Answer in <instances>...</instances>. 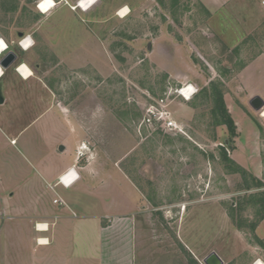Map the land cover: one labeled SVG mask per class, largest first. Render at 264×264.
I'll list each match as a JSON object with an SVG mask.
<instances>
[{
	"label": "rangeland",
	"instance_id": "obj_1",
	"mask_svg": "<svg viewBox=\"0 0 264 264\" xmlns=\"http://www.w3.org/2000/svg\"><path fill=\"white\" fill-rule=\"evenodd\" d=\"M43 1L0 0V33L18 54L2 79L0 174L18 205L58 207L44 171L73 163L82 205L130 197L141 207L150 250L138 264H204L212 251L223 264L264 260V118L250 104L264 93V0H54L46 11ZM24 36L34 41L26 50ZM20 62L34 72L26 82ZM188 83L197 89L190 100L177 92ZM163 106L181 131L149 118ZM6 218L16 217L0 212V264L43 253L52 257L44 264H86L76 238L44 249L23 223L2 237Z\"/></svg>",
	"mask_w": 264,
	"mask_h": 264
},
{
	"label": "crops",
	"instance_id": "obj_2",
	"mask_svg": "<svg viewBox=\"0 0 264 264\" xmlns=\"http://www.w3.org/2000/svg\"><path fill=\"white\" fill-rule=\"evenodd\" d=\"M0 39L4 45L6 41L10 43L1 33ZM21 47H23L22 43ZM23 48L26 50L25 47ZM252 65L253 62L251 61L248 66ZM14 76L13 78H15ZM32 76L34 74L28 78L21 76L19 80L26 82ZM3 77L0 79V86L5 97V91H8L9 85L7 86L2 81ZM259 93L264 97V93ZM70 168H73L76 175L79 174L81 178L82 173L80 174L77 166L68 162L56 170L51 171V173L47 171L46 174L44 171V175L46 176H43L45 179L44 187L51 189L55 196L59 194L57 190L59 186L64 189L63 195L59 194L57 197L62 198L65 204L54 202V199L57 198L54 196L53 204H58V207H53V209L41 208L38 204V206H34V208H38L37 210L35 209V212L34 210L33 212L32 210L28 211L24 205H18L19 200L17 198H19L18 196L21 197V195H19L17 189L6 188L3 183V176L0 174V212L2 214L12 213L16 218H23L22 222L18 221L19 223H15L14 220L16 218L13 220L6 218L4 222L7 223V226L12 225V227L10 229L5 228L2 231V237L6 236L8 239L10 237L13 238L12 235L14 234L12 233L16 231L15 227L23 223L27 226V232L30 234L35 245L44 247V249L56 245L59 242L70 243L73 247L74 239L76 238V253H78L79 259L84 260L86 264H138L141 252H148L150 250L145 243V239H143L145 236H143L139 229L137 213L141 207L135 204L136 202L133 203L130 197H127L125 203H119L117 206L115 204L109 206L104 201L103 203H105L106 207L101 208V210L97 209L98 206L93 204V202L82 205V202H80V190L82 189L81 179L79 180L77 178L74 183L71 180L67 183L61 182L60 180L61 175ZM40 223H47L48 228L46 230H40L36 226V224L39 225ZM41 238H47L49 243L41 244L39 242ZM35 245L33 246L34 251L36 249ZM44 254L35 257V262L33 261L32 264H44L42 262L47 261V259L51 263L52 257Z\"/></svg>",
	"mask_w": 264,
	"mask_h": 264
},
{
	"label": "built area",
	"instance_id": "obj_3",
	"mask_svg": "<svg viewBox=\"0 0 264 264\" xmlns=\"http://www.w3.org/2000/svg\"><path fill=\"white\" fill-rule=\"evenodd\" d=\"M38 6H39V4H38ZM28 38L31 39V45H30V47H31L33 45L34 41H33V39L30 36H24L19 41L20 46H21L22 41L27 40ZM10 46H11V44L6 41V44H5L4 49L2 51H0V60H1V58L3 57V55L6 52H8L9 50H11ZM22 65H23V63L21 62L18 65H16V67H15L16 71L21 76H22V74L19 71V68ZM0 70H2V71H0V79H1L4 76V74L6 72V69L0 64ZM190 86H193V89L192 90H190ZM185 90H189L190 91V99L197 93V89H196V87L193 84L188 83L186 85H183L181 88L178 89L177 92H178V94L180 96H182L185 99L187 97L186 96V93H185ZM190 99H186V100H190ZM148 112H149V116H150L149 118L152 119V120H154L160 126H162V128H165V129H168V130H173V131H176V132L182 130L181 124L178 123V121L171 115V113L167 109H165L164 106L161 107V108H157V109H152V108L151 109H148ZM67 171H68L67 173H64L63 175H61L60 180L62 182H64L63 179L65 177H67L69 173H72V175L70 177V180L72 182H74L78 177H77L76 173H74L73 168H70ZM54 202L61 203V204H65V201L62 198H60V199L56 198L54 200Z\"/></svg>",
	"mask_w": 264,
	"mask_h": 264
},
{
	"label": "water",
	"instance_id": "obj_4",
	"mask_svg": "<svg viewBox=\"0 0 264 264\" xmlns=\"http://www.w3.org/2000/svg\"><path fill=\"white\" fill-rule=\"evenodd\" d=\"M19 35L22 36L23 33H19ZM17 59H18V54L14 50H9L1 58L0 64L5 69H8L17 61ZM4 102H5V97L3 95V92L0 86V104H3ZM250 104L255 110L260 111L261 109L264 108V99L260 95H255L254 97L250 99ZM60 149L63 150L64 146L61 145ZM203 261H204V264H223L224 263L221 256L215 251H212L210 254H208L204 258Z\"/></svg>",
	"mask_w": 264,
	"mask_h": 264
},
{
	"label": "bare ground",
	"instance_id": "obj_5",
	"mask_svg": "<svg viewBox=\"0 0 264 264\" xmlns=\"http://www.w3.org/2000/svg\"><path fill=\"white\" fill-rule=\"evenodd\" d=\"M45 1L41 2L44 3ZM39 4V3H38ZM55 4V1L52 0V6ZM51 6V7H52ZM50 7H48L47 9H49ZM41 10H45V9H42ZM46 11V10H45ZM129 12V7L128 6H125V7H122L118 13V15L124 17L127 13ZM1 40V39H0ZM24 41H30V43L28 44L27 48L25 49H29L30 48V45H31V39L28 38L27 40H24ZM24 41H22V46H23V43ZM24 47V46H23ZM19 71L21 72L22 76L25 77V78H28L29 76H31L33 74L32 70L29 68V66L25 63H23V65L19 68ZM193 89V86H190V90ZM185 93H186V99H190V91L189 90H185ZM261 113V116L264 118V108L261 109L260 111ZM39 229L40 230H46L48 228V225L47 223H40L38 225ZM39 242L41 244H48L49 243V240L47 238H41L39 240ZM253 264H264V260L261 259V258H257L256 261L253 263Z\"/></svg>",
	"mask_w": 264,
	"mask_h": 264
},
{
	"label": "trees",
	"instance_id": "obj_6",
	"mask_svg": "<svg viewBox=\"0 0 264 264\" xmlns=\"http://www.w3.org/2000/svg\"><path fill=\"white\" fill-rule=\"evenodd\" d=\"M212 87H213V92H214L215 101H216V107H217V110L219 112V115L221 116L223 122L227 125L230 134L232 136L237 135L236 124H235V121H234L233 117L231 116V114H230V112L226 106L224 93H223L222 89L216 83H212ZM224 156H225V158L227 157L226 152L224 153Z\"/></svg>",
	"mask_w": 264,
	"mask_h": 264
},
{
	"label": "clouds",
	"instance_id": "obj_7",
	"mask_svg": "<svg viewBox=\"0 0 264 264\" xmlns=\"http://www.w3.org/2000/svg\"><path fill=\"white\" fill-rule=\"evenodd\" d=\"M49 4H50V0H45V2L42 3L43 9H47L49 7ZM29 43H30V41H24L23 46L25 48H27V46H28ZM4 47H5V45H4L3 41H0V51H2L4 49ZM0 71H2V70H0Z\"/></svg>",
	"mask_w": 264,
	"mask_h": 264
},
{
	"label": "snow or ice",
	"instance_id": "obj_8",
	"mask_svg": "<svg viewBox=\"0 0 264 264\" xmlns=\"http://www.w3.org/2000/svg\"><path fill=\"white\" fill-rule=\"evenodd\" d=\"M51 6H52V0H50V4H49V7H51ZM40 7L43 9L42 4L40 5ZM45 10H47V9H45Z\"/></svg>",
	"mask_w": 264,
	"mask_h": 264
}]
</instances>
